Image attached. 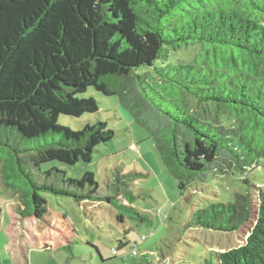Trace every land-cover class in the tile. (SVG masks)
Wrapping results in <instances>:
<instances>
[{
  "label": "trees",
  "instance_id": "obj_1",
  "mask_svg": "<svg viewBox=\"0 0 264 264\" xmlns=\"http://www.w3.org/2000/svg\"><path fill=\"white\" fill-rule=\"evenodd\" d=\"M89 89L117 97L145 130L180 197L237 174L244 192L199 206L187 227L235 234L251 224L241 246L209 250L202 264H264V185L250 177L264 165V0H0V135L37 141L36 172L91 163L113 140L104 122L78 131L58 122L98 112L79 97ZM40 174L34 193L106 203L120 223L122 211L151 222L134 206L129 176L117 173L114 196H102L92 173ZM43 201L18 200L13 212L35 216ZM134 245L125 238L119 249Z\"/></svg>",
  "mask_w": 264,
  "mask_h": 264
},
{
  "label": "rangeland",
  "instance_id": "obj_2",
  "mask_svg": "<svg viewBox=\"0 0 264 264\" xmlns=\"http://www.w3.org/2000/svg\"><path fill=\"white\" fill-rule=\"evenodd\" d=\"M79 97H92L98 112L80 118L60 116L59 124L78 131L85 125L104 122L107 129L114 132L113 140L96 148L91 163H78L72 167L48 163L40 166V173L52 167L64 170L72 178L92 173L102 196H114L112 189L116 186L111 185L116 184L117 173L129 176L127 181L134 196V206L151 222L140 223L122 211L125 222L120 223L116 220L119 211L106 203L79 205L70 198L34 193L30 181L40 184L46 179L29 162V150L37 141L27 142L15 133L2 132L1 240L15 223L11 240L17 249L15 264H147L143 256L153 264L157 261L161 264H202L209 250L223 252L244 243L251 224L235 234L187 227L193 211L199 206L214 201L228 202L235 194L244 192L245 186L239 182L237 174L210 180L198 185L192 195L188 189L180 197L176 181L163 167L147 133L130 121L117 97H105L94 89ZM250 177L264 185V165ZM35 198L44 200L38 204L37 215L25 219L14 215L12 206L15 207L18 200L31 208ZM142 236L145 241L141 240ZM125 238L137 242V256L131 255L128 247L119 249V242ZM66 245H70V252L64 249ZM111 249L118 250V255L111 254Z\"/></svg>",
  "mask_w": 264,
  "mask_h": 264
},
{
  "label": "crops",
  "instance_id": "obj_3",
  "mask_svg": "<svg viewBox=\"0 0 264 264\" xmlns=\"http://www.w3.org/2000/svg\"><path fill=\"white\" fill-rule=\"evenodd\" d=\"M12 211H13V206H12ZM14 213V212H13ZM15 215V213H14ZM15 220V217L12 218ZM15 223H12L10 228L6 231V234L4 235V240H1L2 237V229H1V234H0V260L2 264H5L9 262L10 264H15L17 263L16 259V254H17V249L13 247L12 243V237L14 235V225ZM2 241V242H1ZM15 256V257H14Z\"/></svg>",
  "mask_w": 264,
  "mask_h": 264
},
{
  "label": "built area",
  "instance_id": "obj_4",
  "mask_svg": "<svg viewBox=\"0 0 264 264\" xmlns=\"http://www.w3.org/2000/svg\"><path fill=\"white\" fill-rule=\"evenodd\" d=\"M131 148H132V149H136V147H134V146H132ZM142 239H143V238H142ZM111 253H112L113 255H116V251H115V249H112V250H111ZM131 254H132L133 256H135V255L137 254V246H136V245H134V248L132 249Z\"/></svg>",
  "mask_w": 264,
  "mask_h": 264
}]
</instances>
